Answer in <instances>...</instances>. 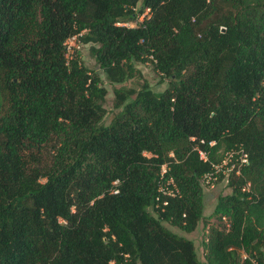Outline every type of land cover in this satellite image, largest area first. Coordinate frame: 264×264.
Here are the masks:
<instances>
[{
	"label": "trees",
	"instance_id": "1",
	"mask_svg": "<svg viewBox=\"0 0 264 264\" xmlns=\"http://www.w3.org/2000/svg\"><path fill=\"white\" fill-rule=\"evenodd\" d=\"M73 37L114 87L109 125ZM148 62L165 90L115 87ZM54 139L52 164L33 166ZM221 146L247 163L202 261L165 223L196 230ZM0 264H264V0H0Z\"/></svg>",
	"mask_w": 264,
	"mask_h": 264
},
{
	"label": "rangeland",
	"instance_id": "2",
	"mask_svg": "<svg viewBox=\"0 0 264 264\" xmlns=\"http://www.w3.org/2000/svg\"><path fill=\"white\" fill-rule=\"evenodd\" d=\"M92 46L93 44L91 43L83 44L77 37H73L67 41V56L68 58H72L76 55L79 56L84 66L96 72L104 79V86L107 88L108 94L103 103L104 108L107 110L103 123L109 125L114 114L117 112L114 107V87L107 82L102 69L91 53ZM137 69L139 73L134 78L129 79L122 85H116L115 87L134 88L138 90L144 82H148L152 89L158 92L167 88L169 82L168 78L157 72L153 63H138ZM57 147L58 142L54 139L40 153H36L35 157L32 159L33 166H39L42 169L48 168L52 164ZM215 156L216 159L221 160L219 164L214 165L216 170L215 173L207 175L201 180V185L204 191V210L203 217L196 230L193 233H186L168 222L165 223V225L175 233L184 235L186 238L194 241L199 258L202 261H205V244L208 239L210 228L220 223V220L213 216L218 198L221 195H228L231 193L232 190L228 186L229 173L233 168L241 167V161H239L241 155L238 150L226 151L225 146H221ZM150 212L155 215V211L152 208H150Z\"/></svg>",
	"mask_w": 264,
	"mask_h": 264
},
{
	"label": "built area",
	"instance_id": "3",
	"mask_svg": "<svg viewBox=\"0 0 264 264\" xmlns=\"http://www.w3.org/2000/svg\"><path fill=\"white\" fill-rule=\"evenodd\" d=\"M139 12V11H138ZM137 12V13H138ZM151 17V10L149 8H146L142 13H138L137 17H136V21L135 22H126V23H118L117 25L120 26H127V27H136L140 24H142L146 19H149ZM201 159H203L204 161L208 160L207 154L203 151H199ZM247 156L245 154L241 155L240 157V161L242 163H247ZM167 169L166 166L162 167V172H161V184H160V189L159 191L167 194V195H175L173 192V187L175 186L174 180L171 179H165V173H166ZM157 207L159 206V202H160V196L157 197ZM166 204V202L164 203Z\"/></svg>",
	"mask_w": 264,
	"mask_h": 264
}]
</instances>
